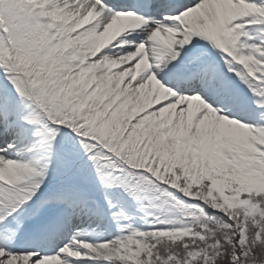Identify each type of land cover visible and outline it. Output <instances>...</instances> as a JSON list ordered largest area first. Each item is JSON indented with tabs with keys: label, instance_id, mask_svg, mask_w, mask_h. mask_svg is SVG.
I'll list each match as a JSON object with an SVG mask.
<instances>
[{
	"label": "snow or ice",
	"instance_id": "1",
	"mask_svg": "<svg viewBox=\"0 0 264 264\" xmlns=\"http://www.w3.org/2000/svg\"><path fill=\"white\" fill-rule=\"evenodd\" d=\"M0 264H264V0H0Z\"/></svg>",
	"mask_w": 264,
	"mask_h": 264
}]
</instances>
